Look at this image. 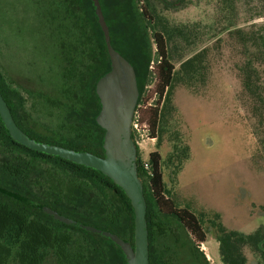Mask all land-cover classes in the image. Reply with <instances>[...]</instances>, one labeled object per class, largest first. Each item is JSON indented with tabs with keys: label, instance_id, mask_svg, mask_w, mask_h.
I'll list each match as a JSON object with an SVG mask.
<instances>
[{
	"label": "trees",
	"instance_id": "obj_1",
	"mask_svg": "<svg viewBox=\"0 0 264 264\" xmlns=\"http://www.w3.org/2000/svg\"><path fill=\"white\" fill-rule=\"evenodd\" d=\"M60 1L65 10H55L53 19H57V11L62 12L66 20L73 21L77 33V41L64 46L65 64L56 96V106L64 110L65 133L52 132V136L46 137L26 129L21 121L24 100L1 70L0 91L15 122L30 138L103 157L105 130L97 124L101 103L96 86L111 69L104 34L92 0ZM115 1L100 0L112 45L135 70L138 105L143 104L141 122L147 124L150 138L157 141V149L148 156L149 171L145 170L137 146L138 173L147 202L150 264H170L169 249H162L160 244L169 235L165 224L169 218L175 219L191 237L197 263L201 259L209 263L198 250L211 231L219 243L222 264H247L245 249L264 264V223L251 234L229 232L217 216L211 221L182 207L165 180V166L173 167L172 176L176 179L190 157L189 148L181 141L167 159L160 151L167 116L176 112L172 92L177 75L182 74L190 86L203 81L205 61L212 48L205 47L177 69L170 55L169 36L154 26L153 0ZM216 1L221 11L233 15L239 0ZM230 36L242 43L244 58L238 66L241 91L250 103L256 131H264V35L237 29ZM150 40L155 45L156 62L151 69L153 90L148 94L144 85L151 62ZM153 97V103L147 105ZM133 139L136 140L134 134ZM0 151L4 153L0 159V264H127L120 247L109 239L64 225L24 202L37 201L68 218L114 233L134 246L133 207L109 178L96 170L19 145L10 137L1 118Z\"/></svg>",
	"mask_w": 264,
	"mask_h": 264
},
{
	"label": "rangeland",
	"instance_id": "obj_2",
	"mask_svg": "<svg viewBox=\"0 0 264 264\" xmlns=\"http://www.w3.org/2000/svg\"><path fill=\"white\" fill-rule=\"evenodd\" d=\"M152 5L154 26L169 36L177 69L205 47L213 50L205 61L203 81L190 86L177 75L172 92L176 112L167 116L160 151L167 159L181 141L190 157L176 179L173 167L165 166L166 183L176 201L198 217L213 221L217 216L227 231L251 234L264 223V131H256V119L241 91L243 47L230 34L240 29L264 35V0H239L233 15L221 11L216 0H153ZM55 10H65L60 0H0V70L14 86L56 94L62 68L55 61V45L75 43L77 33L71 19H53ZM150 44L145 92L154 85L151 65L156 55L152 40ZM27 106L37 133H65L60 111L31 98ZM137 146L145 162L157 141H139ZM2 155L0 151V159ZM165 224L169 235L160 244L169 249V263L197 264L187 231L173 218ZM200 246L199 253L210 264H222L213 232ZM245 252L247 264H262L251 250Z\"/></svg>",
	"mask_w": 264,
	"mask_h": 264
},
{
	"label": "water",
	"instance_id": "obj_3",
	"mask_svg": "<svg viewBox=\"0 0 264 264\" xmlns=\"http://www.w3.org/2000/svg\"><path fill=\"white\" fill-rule=\"evenodd\" d=\"M92 2L104 34L111 64L110 71L100 78L96 86L101 103L97 124L105 130L104 156L37 142L30 138L15 122L1 91L0 118L10 137L19 145L96 170L119 187L129 198L134 210V246L114 233L68 218L32 199H24L25 203L54 217L64 225L74 226L109 239L120 247L127 264H150L147 202L144 196V184L138 173V149L132 131L134 112L140 96L137 77L131 64L112 45L111 32L100 0H92Z\"/></svg>",
	"mask_w": 264,
	"mask_h": 264
},
{
	"label": "flooded vegetation",
	"instance_id": "obj_4",
	"mask_svg": "<svg viewBox=\"0 0 264 264\" xmlns=\"http://www.w3.org/2000/svg\"><path fill=\"white\" fill-rule=\"evenodd\" d=\"M53 14H55L54 11H53ZM56 15H57V19H59V20H61L63 18L62 12H58L57 11ZM60 27H62V26H60ZM65 45H67V44L66 43H59V44L55 45V47H57V50H58V52L55 53V61L56 62L60 61V64H61L60 66L62 68V71L60 73V75H61L60 81H61V78H62L63 67H64V64H65V58H64L65 57L64 56V46ZM5 78H6V80L9 81L7 75L5 76ZM15 88L19 90V92L21 94V98L24 100V103H23L24 114L21 115V121H22L24 127H26V129L32 130L34 133H36L38 135H42V136H46V137L52 136V134H51L52 130L47 131V133H45V134L36 132V124L37 123L35 121V117L33 115V112L28 108L27 104H28L29 98H31L32 100H34L38 104H40V102L42 104H47L48 109L51 108V109H56V110L60 111L61 114H62V117H63V121H64V119H65L64 112H63L64 110L63 109L60 110L59 107L56 106V96L59 95L58 91L60 89V85H58V88L56 90V94L54 93V95L53 94H49L48 92L46 93V92H44L42 90H39V89H37V90L23 89V88H20L19 86H16ZM197 264H207V262H205L204 259H201L200 262H198ZM208 264H210V263H208Z\"/></svg>",
	"mask_w": 264,
	"mask_h": 264
},
{
	"label": "built area",
	"instance_id": "obj_5",
	"mask_svg": "<svg viewBox=\"0 0 264 264\" xmlns=\"http://www.w3.org/2000/svg\"><path fill=\"white\" fill-rule=\"evenodd\" d=\"M154 63H152L151 69L153 68ZM152 90L153 88L149 89L146 93L151 94ZM154 100L155 98L153 97V99L147 105H151V103H153ZM142 108H143V104H139V105L137 104L135 112H134L133 123H132V131H133V134L135 135L136 145L139 144V141H144V140L155 142V140H152L149 136L147 124L141 122V109ZM144 167H145V170L147 171L150 170L148 160L144 162Z\"/></svg>",
	"mask_w": 264,
	"mask_h": 264
}]
</instances>
